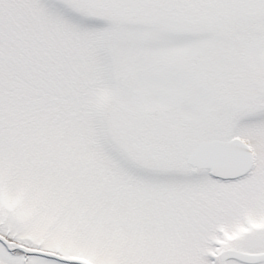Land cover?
<instances>
[{
	"label": "snow or ice",
	"instance_id": "snow-or-ice-1",
	"mask_svg": "<svg viewBox=\"0 0 264 264\" xmlns=\"http://www.w3.org/2000/svg\"><path fill=\"white\" fill-rule=\"evenodd\" d=\"M0 264H264V0H0Z\"/></svg>",
	"mask_w": 264,
	"mask_h": 264
}]
</instances>
